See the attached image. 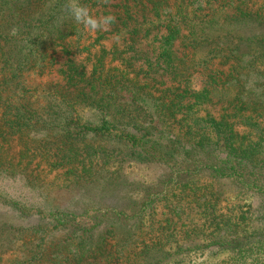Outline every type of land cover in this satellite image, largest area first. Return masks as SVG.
I'll return each instance as SVG.
<instances>
[{
	"label": "trees",
	"instance_id": "obj_1",
	"mask_svg": "<svg viewBox=\"0 0 264 264\" xmlns=\"http://www.w3.org/2000/svg\"><path fill=\"white\" fill-rule=\"evenodd\" d=\"M100 1L112 0H80L103 7ZM65 3L0 0V174L45 181L40 163L33 164L39 158L48 174L57 170L68 186L85 189L78 210L53 209L51 230L25 227L44 233L22 243L30 249L20 264H182L211 249L230 253L227 264H264V0H119L108 13L113 29L84 50L90 72L66 58L58 72L63 84L35 99L23 75L55 66L57 51L70 54L75 22ZM107 34L121 36V47L100 46L92 55ZM144 40L157 42L150 56ZM177 42L205 55L184 66ZM214 60L227 69L193 91L190 71ZM113 62L121 67L106 69ZM127 69L141 79L129 80ZM155 87L162 91L157 116L145 108V88ZM204 106L220 107L218 115ZM87 108L93 121L81 115ZM190 113L206 125L204 133L188 121ZM132 122L138 136L126 131ZM9 140L18 142L17 156L2 149ZM152 164L163 171L152 182L123 172ZM227 187L259 203L223 208ZM7 224L0 218V262L14 245ZM52 241L66 250L49 251Z\"/></svg>",
	"mask_w": 264,
	"mask_h": 264
},
{
	"label": "rangeland",
	"instance_id": "obj_2",
	"mask_svg": "<svg viewBox=\"0 0 264 264\" xmlns=\"http://www.w3.org/2000/svg\"><path fill=\"white\" fill-rule=\"evenodd\" d=\"M103 7H88L91 14L96 17L106 16L108 13L116 12V8H112L116 6L119 0H112L111 3L105 4L104 1H100ZM72 30H69V35L66 41L68 44L69 56L65 57L62 53L54 54V57L57 58V64L53 67H50L46 70L42 75L38 74L39 70H35V72H28L24 74L22 78V82L26 87V90H29L27 93L28 96H33L36 98L44 97L48 94V91L55 88L57 85L60 86L63 83L61 82V77L59 76L58 72L60 69V64L63 63L66 58H72L76 62L77 65H83L86 67V72H90L91 70V63L88 62L87 53L84 51L94 41L96 42L99 34L109 32L113 28H108L104 31H97L95 33H91L87 31L83 26L78 25L76 23L71 24ZM68 26H65V29ZM162 29V28H161ZM161 32H164L163 30ZM155 33V32H154ZM121 37V36H119ZM117 35L115 34H107L105 39L100 42L101 45L95 44L94 49H92L91 54L95 55L99 51V47L102 46L106 49H110L114 46L121 47L122 41ZM153 40V39H152ZM144 45L142 48L145 49V52L149 53V56L153 54L154 50H156L157 42L154 41H143ZM122 49V48H118ZM151 50L153 52H151ZM174 51L177 52L179 58L184 59V66L190 65L192 60L196 61L197 59H202L205 55V51H197L193 52L191 50L183 49L182 46L177 42L174 47ZM156 53V52H155ZM140 65V62L138 63ZM106 69L114 68V67H121L117 62L109 63ZM195 69V70H194ZM193 71H190V75L188 80L190 81V87L195 92H200L203 88H207L210 81L209 77L213 74L215 76H220L218 74L219 71H225L227 66L222 67L219 65V60L211 61L210 65L207 69H202V67H195ZM120 71L122 69H119ZM138 70V69H137ZM136 72V71H135ZM123 73L128 75L129 80L138 81L141 79L140 76H135V74L131 70H125ZM90 74V73H89ZM165 80H167V85H171L172 82L168 78V76H163ZM145 88V91L150 93L149 95L145 94L147 97V102L145 103V108L154 116L161 110V103L159 102V97L162 96V91L156 92L155 89ZM166 97L165 101L169 99L168 94H164ZM159 98V99H158ZM43 98L39 100L41 104ZM193 102V98L191 99ZM178 105L179 102H176ZM176 105V106H177ZM177 107H172L171 111H175ZM207 109L211 115L217 116L220 107H216L215 109L210 106H204L202 109ZM197 108H194V110ZM84 114L85 120L93 121L94 113L90 109H83L81 110V115ZM205 114L202 110V113L199 112V116ZM190 113L188 115V121H193V125L195 129H202L200 133H204L203 128L206 127L201 120H198L199 116L195 113V116L192 117ZM197 116V117H196ZM196 117V118H195ZM156 123L153 122V125ZM129 133L133 136H138V128L133 126V122L128 125ZM89 137L93 135L92 132L87 134ZM2 149L10 151L13 156H17L20 152V146L16 141H6L1 143ZM1 147V146H0ZM40 163V165H38ZM35 166L38 165L36 168L34 165L31 168H36L39 171L40 177L47 175L45 181L36 182L35 184L28 183L22 176L14 175V174H0V218L7 222L9 227H13L11 230L12 232V240L14 241L13 248L3 256H1L0 264H20L23 260L26 259V249H30L28 245H24L22 243L27 242L28 240H33V237H37V235H43L44 232H40V234H34L30 232H24L25 227H29L36 223H41L44 227H47L51 230L57 223L58 219L56 215H54L53 209H61L69 211L74 209L78 210L77 203L78 199L81 196V190H85L84 187H77L74 185L68 186L65 183L64 178L61 177V173L57 170L51 171L48 174V166L44 164V162L40 161L39 158H36L34 163ZM43 169V172H41ZM123 172L126 176L131 177L134 180H142L146 182H152L155 178L163 173L162 166L160 165H150V167H145L143 165H133L129 168H124ZM224 190V200L225 202L222 203V207H230V206H241L245 208L249 205H252V208L256 207L257 202L259 203V199L257 201L256 196L252 193L246 194H238L237 191L230 189L229 187L225 188ZM111 200V199H110ZM261 210V209H260ZM264 209L261 211L263 212ZM53 231V230H52ZM58 234V233H57ZM35 235V236H34ZM59 235V234H58ZM59 237V238H58ZM55 239L57 241L60 239V235ZM25 238V239H24ZM52 241V245L50 246V250L56 249L59 252L62 249H65L64 245L55 246V244H59L58 241L54 243ZM35 245H38L37 240L33 242ZM40 246V245H39ZM38 246V247H39ZM42 246V245H41ZM67 251H71L72 249L66 247ZM66 250V249H65ZM231 255L226 251L211 249L207 252L203 253H196L184 260L182 264H227Z\"/></svg>",
	"mask_w": 264,
	"mask_h": 264
},
{
	"label": "clouds",
	"instance_id": "obj_3",
	"mask_svg": "<svg viewBox=\"0 0 264 264\" xmlns=\"http://www.w3.org/2000/svg\"><path fill=\"white\" fill-rule=\"evenodd\" d=\"M64 10L66 17L91 33L104 31L115 22V17L111 14L100 17L93 16L89 8L80 0H66Z\"/></svg>",
	"mask_w": 264,
	"mask_h": 264
}]
</instances>
